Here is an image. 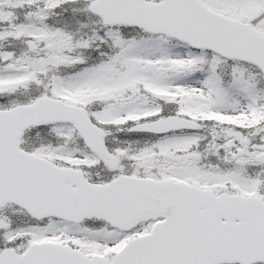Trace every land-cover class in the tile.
<instances>
[{"label":"snow or ice","instance_id":"1","mask_svg":"<svg viewBox=\"0 0 264 264\" xmlns=\"http://www.w3.org/2000/svg\"><path fill=\"white\" fill-rule=\"evenodd\" d=\"M0 264H264V0H0Z\"/></svg>","mask_w":264,"mask_h":264}]
</instances>
